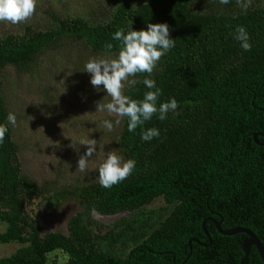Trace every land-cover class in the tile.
Here are the masks:
<instances>
[{
	"label": "trees",
	"instance_id": "16d2710c",
	"mask_svg": "<svg viewBox=\"0 0 264 264\" xmlns=\"http://www.w3.org/2000/svg\"><path fill=\"white\" fill-rule=\"evenodd\" d=\"M56 23L50 30L27 27L0 39V124L8 127L0 143V221L7 225L0 243L23 245L0 264H47L55 251L67 256L65 264H240L246 235L224 236L216 223L222 230L247 229L264 247V9L198 14L187 0H147L134 8L119 5L103 25L70 17ZM147 23H166L175 40L149 78L162 91L158 104L174 98L178 107L135 132L124 119L118 142L124 160L135 161L131 175L111 188L95 182L73 190L82 212L68 220L67 234L42 235L25 205L45 188L21 174L2 71L32 64L61 38L117 53L120 42L113 34L130 24L135 31L147 30ZM237 26L246 29L250 51L233 38ZM148 90L139 83L125 95L142 99ZM148 128L158 129L159 136L142 140L141 131ZM157 198L166 206L144 211ZM92 212L133 215L98 236L88 222ZM117 244L130 246L123 257L113 252ZM244 264H263L255 248Z\"/></svg>",
	"mask_w": 264,
	"mask_h": 264
},
{
	"label": "rangeland",
	"instance_id": "374dc122",
	"mask_svg": "<svg viewBox=\"0 0 264 264\" xmlns=\"http://www.w3.org/2000/svg\"><path fill=\"white\" fill-rule=\"evenodd\" d=\"M147 0H37L35 13L25 23L0 22V39L9 33H22L25 28L50 30L57 20L80 18L89 25L106 24L119 5L127 3L134 8ZM189 9L198 14H235L242 10L236 0L227 4L219 0H187ZM264 9V0H252L250 8ZM116 53L91 50L75 38H61L56 47L40 52L32 64L25 67L12 65L3 69L1 92L5 109L16 116L10 124L11 140L17 146L21 174L44 187V193L30 198L25 205L28 214L41 227V234L54 232L67 234V222L82 212V206L73 190L98 181V165L104 153L116 150L120 154L119 138L123 120L109 132L102 127L104 119L114 117L96 111V103L106 92L90 83V74L82 72L85 62ZM128 88H125V92ZM107 102V99L106 101ZM89 136L97 141V153L89 159L85 172L77 171V161L86 152L79 140ZM161 198L144 207V211H161L165 207ZM133 214L122 212L101 215L92 212V229L98 236L109 231L120 218ZM87 219V218H86ZM0 221V233L6 229ZM126 245V243H124ZM117 244L113 252L124 256L130 246ZM101 248L105 246L101 243ZM23 245L16 242L0 243V258L10 256ZM67 256L61 251L48 255L47 264H65Z\"/></svg>",
	"mask_w": 264,
	"mask_h": 264
},
{
	"label": "clouds",
	"instance_id": "9594fccd",
	"mask_svg": "<svg viewBox=\"0 0 264 264\" xmlns=\"http://www.w3.org/2000/svg\"><path fill=\"white\" fill-rule=\"evenodd\" d=\"M251 2L252 0H236L237 5L245 11L251 6ZM36 3L37 0H0V22H27L35 13ZM219 3L227 4L229 0H219ZM146 29L135 31L131 24L126 32L123 28L118 29L112 37L120 42L118 52L115 55L90 58L84 64L82 72L90 74L91 85L97 90L102 85L106 92V97L96 103L95 112L106 113L115 118L114 121H102V127L109 132L124 119L127 120L128 131L135 132L153 116L163 121L169 111L178 107L174 98L158 104L162 91L156 86L155 80L149 78L160 59L175 46V40L170 38L166 23H147ZM233 38L244 51L251 50L250 37L243 26L236 27ZM105 48L110 52L113 45L108 43ZM138 76H143V79H137ZM139 83L149 89L142 99H133L124 94L125 88H135ZM7 122L15 126L14 113H8ZM7 132V124H0V143H3ZM158 136L159 130L156 128L141 131V139L144 141ZM79 144L86 146V152L77 161V171L85 172L89 166L88 157L97 153V141L86 136L79 140ZM134 168V160H124L116 150L108 151L104 153L97 168L99 184L103 188H111L131 175Z\"/></svg>",
	"mask_w": 264,
	"mask_h": 264
},
{
	"label": "water",
	"instance_id": "95a60500",
	"mask_svg": "<svg viewBox=\"0 0 264 264\" xmlns=\"http://www.w3.org/2000/svg\"><path fill=\"white\" fill-rule=\"evenodd\" d=\"M216 228L219 231L220 234L224 235V236H233L236 234H245L246 238L243 239L242 244H241V249L243 252V257L240 261V264H244L251 247H255V249L257 250L259 257L261 259V261L264 264V247L262 245V243L257 239V237L249 230L247 229H243V228H232V229H228V230H222L220 228V223H216ZM205 230V229H204Z\"/></svg>",
	"mask_w": 264,
	"mask_h": 264
},
{
	"label": "flooded vegetation",
	"instance_id": "af4514ba",
	"mask_svg": "<svg viewBox=\"0 0 264 264\" xmlns=\"http://www.w3.org/2000/svg\"><path fill=\"white\" fill-rule=\"evenodd\" d=\"M245 238H246V237H244V239H245ZM252 248H255V247H251V249H252ZM251 249H250V250H251ZM256 251H257V250H256Z\"/></svg>",
	"mask_w": 264,
	"mask_h": 264
}]
</instances>
